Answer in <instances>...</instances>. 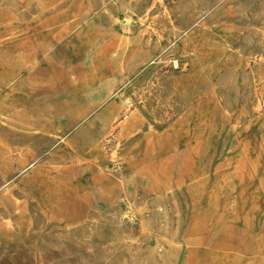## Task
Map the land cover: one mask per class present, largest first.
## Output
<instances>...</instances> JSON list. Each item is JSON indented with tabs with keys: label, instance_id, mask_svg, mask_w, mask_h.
<instances>
[{
	"label": "rangeland",
	"instance_id": "rangeland-1",
	"mask_svg": "<svg viewBox=\"0 0 264 264\" xmlns=\"http://www.w3.org/2000/svg\"><path fill=\"white\" fill-rule=\"evenodd\" d=\"M173 241L264 264V0H0V264Z\"/></svg>",
	"mask_w": 264,
	"mask_h": 264
},
{
	"label": "bare ground",
	"instance_id": "bare-ground-1",
	"mask_svg": "<svg viewBox=\"0 0 264 264\" xmlns=\"http://www.w3.org/2000/svg\"><path fill=\"white\" fill-rule=\"evenodd\" d=\"M129 21V20H128ZM130 22V21H129ZM122 28L123 29H128V23L127 24H123L122 25ZM122 38H120L121 39V41H123V42H128L129 41V37H127L126 36V34H123L122 36H121ZM116 52V54L117 55H119L118 54V52H119V50H116L115 51ZM127 99V98H126ZM128 102L130 103V101H128V100H124V105H125V107L126 108H128L129 106H128ZM261 103V102H260ZM129 109H130V107H129ZM260 109V108H259ZM137 117V114H133V113H128L127 114V116H124V117H122L121 119H117V120H114L112 123H111V128L109 129V131L108 132H110L109 134H110V136H112V132L114 131V130H116L117 131V134H116V136H118V138L120 137V135L122 134V133H126V132H130L131 130V118H136ZM132 130H133V128H132ZM109 136V135H108ZM109 139V138H108ZM106 141V140H105ZM109 142V141H108ZM104 144V143H103ZM9 153V152H8ZM114 153V152H113ZM113 153H112V155H113ZM115 154V153H114ZM22 157V156H21ZM115 171V170H114ZM152 178V177H151ZM155 179V178H154ZM159 183V182H158ZM160 184H161V182H160ZM162 185V184H161ZM120 186H121V190H120V192H119V199H121V200H123V198H125L124 197V194H122V192H123V185H122V183H120ZM157 187H159V186H157ZM156 187V188H157ZM133 189V188H132ZM140 195V194H139ZM137 197V196H136ZM140 200V199H139ZM127 202V201H126ZM139 202V201H138ZM135 203V202H134ZM137 203V202H136ZM142 203H143V201H142ZM128 204L130 205V202H129V200H128ZM133 205V204H132ZM145 206V205H144ZM126 208H127V206H126ZM160 208V207H159ZM134 209V208H133ZM125 215H128L129 214V212L128 211H124L123 212ZM178 243L176 242H174L173 241V243H170V249L168 250V251H166L165 250V247H163V246H161V245H159V246H157L156 247V249L154 250V253H155V255H156V258H159V260H160V262L161 263H164V264H166L168 261H170V262H174L175 260H176V257H177V254L179 253V250H180V246L179 245H177ZM180 256V255H179ZM179 259V258H178ZM176 262V261H175ZM169 263V262H168Z\"/></svg>",
	"mask_w": 264,
	"mask_h": 264
}]
</instances>
